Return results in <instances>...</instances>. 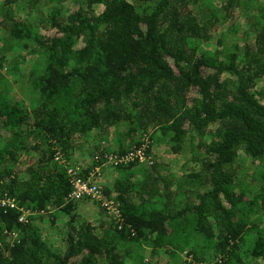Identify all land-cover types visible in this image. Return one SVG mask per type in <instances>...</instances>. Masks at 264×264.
<instances>
[{
	"label": "trees",
	"instance_id": "obj_1",
	"mask_svg": "<svg viewBox=\"0 0 264 264\" xmlns=\"http://www.w3.org/2000/svg\"><path fill=\"white\" fill-rule=\"evenodd\" d=\"M68 1L28 24L32 1L0 0V264H264V0ZM111 134L120 149L81 171ZM73 171L100 219L75 212Z\"/></svg>",
	"mask_w": 264,
	"mask_h": 264
},
{
	"label": "rangeland",
	"instance_id": "obj_2",
	"mask_svg": "<svg viewBox=\"0 0 264 264\" xmlns=\"http://www.w3.org/2000/svg\"><path fill=\"white\" fill-rule=\"evenodd\" d=\"M5 1H9L10 5H11V8H16V7H20L19 9H23L26 5V3L28 1H32V6L34 7V11L32 13V15L28 18V17H25L23 16L22 14L18 15L22 18H25V21L28 22V24H32V22H39V21H42L44 22L46 19L44 17L45 15V12H43L42 10H45L46 7H48V5L46 4L48 0H5ZM65 4V8L67 9L68 8V4H71V0L68 1V3H65V2H62ZM3 5H4V2H0V6H1V11H3ZM9 5V4H8ZM13 6V7H12ZM8 10V9H7ZM17 17V16H16ZM235 19L239 22H241V24H243L244 19L245 17H240V16H236ZM231 22L233 23L234 20L232 19ZM229 22V23H226L224 24V29H226V27H229V30H228V33L226 32L225 33V38H228L227 40L231 41L232 39V35L229 33L230 30H233L234 27L232 25V23ZM246 23V22H245ZM243 26H246V25H243ZM240 35H242V31H239ZM3 44V41L0 40V45L2 46ZM223 46L226 48H228L230 46V44H227L225 42H223ZM2 51V50H1ZM22 60V58H20ZM8 86L9 88H7V93L10 94V96H12L14 98L15 101L17 100H20L21 98L22 99H25L24 101H26L27 99L30 98V96H28L26 94V92L24 91V84L21 83L22 81V78L19 80V82H15L14 79L11 78V75L8 77ZM112 134H111V137H109V141L105 142L103 145H101L100 149H80L78 150V152H76L74 154V159L75 160L74 164L76 166H79V168L82 170L84 169H87L88 167L91 168L92 166V163L94 161V159H102L105 158L106 156V153L107 152H104V153H101L102 151H107L109 152V155L113 156V152L114 151H118V146L119 144H117L118 141H120L121 137H117L116 134H114L113 138H112ZM119 136V135H118ZM137 136V135H136ZM135 136V137H136ZM124 139H123V144L126 143V136H122ZM187 140H191L190 138H188ZM192 141V140H191ZM96 152V153H90V152ZM157 152H163L162 149H160V151L158 150ZM116 153H119V152H116ZM108 156V155H107ZM106 156V157H107ZM189 156V155H188ZM101 157V158H100ZM110 157V156H109ZM187 157V156H186ZM241 159H245L244 155H241L240 157ZM189 158L187 157L185 160H188ZM73 160H70L67 164V166L70 164V162H72ZM169 160H172L169 158ZM164 164H169L170 165V171L169 172H162L160 173L161 175L163 174H166V173H171L174 174V171H176V173L174 174L175 177L179 176L181 173H183L184 169L181 168V164L177 165V163H170L167 159H164L162 158L161 160ZM173 161V160H172ZM250 160H246V165L247 166V172L248 174H252L254 173V175L256 177L259 176V170L257 168V164L258 163H252L250 164ZM241 167H245L243 166V164H241ZM98 167H96L94 169V171L90 173V178H91V181H92V184L95 185L97 188L102 185L105 181L111 179L113 180L114 178L113 177H116V173H113L114 170H112L110 167H109V163L107 161L105 162H101V164L97 165ZM174 166H177L179 169L183 170L182 172L179 171V169L175 168ZM95 167V166H94ZM109 167V168H108ZM93 168V167H92ZM174 169V170H172ZM163 170V169H162ZM161 170V171H162ZM74 173V171H73ZM76 174L74 173V176ZM76 180L78 179L76 176H75ZM254 179V178H253ZM82 181V179H79ZM83 182V181H82ZM85 184H88V182H83ZM87 197L86 195H84L82 198L81 201L79 198H76V204H77V208L75 210V212L77 214H80V216L82 218H87L89 221H95V219H100V215H101V209H102V206L101 205H98L95 203V201H91V200H87ZM92 198V197H91ZM94 200V198H92ZM55 214V213H54ZM107 214H104V217L106 216ZM86 216V217H84ZM50 216H48L47 214H45L44 218H39V219H36L34 222H33V226H35V228L37 227L39 229V233L41 234V236L43 237L44 241L46 242L47 245H49V242H53V245H56L60 239H61V235L63 236L62 232L60 231V229H56L55 227H52L50 222ZM60 233V235H59ZM146 257H149V252H147L146 254ZM179 257L182 258V260H187L189 261L191 259L188 258L186 256V251H182L180 252L179 254ZM256 261L253 263L255 264ZM259 264H263V263H260V262H257Z\"/></svg>",
	"mask_w": 264,
	"mask_h": 264
},
{
	"label": "built area",
	"instance_id": "obj_3",
	"mask_svg": "<svg viewBox=\"0 0 264 264\" xmlns=\"http://www.w3.org/2000/svg\"><path fill=\"white\" fill-rule=\"evenodd\" d=\"M96 187L89 186L88 184L83 183L81 180L76 178L73 180V190H72V197L76 198H82L84 195L90 196L94 199H99L98 194L95 192ZM5 204V202L3 203ZM10 207H13L14 205L9 201L8 204ZM111 208V207H110Z\"/></svg>",
	"mask_w": 264,
	"mask_h": 264
}]
</instances>
